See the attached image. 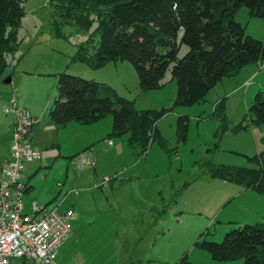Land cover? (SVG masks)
<instances>
[{"label":"rangeland","instance_id":"obj_1","mask_svg":"<svg viewBox=\"0 0 264 264\" xmlns=\"http://www.w3.org/2000/svg\"><path fill=\"white\" fill-rule=\"evenodd\" d=\"M57 19L49 0H25L20 46L7 55L8 68L0 76V167H7L10 160L12 133L9 118L3 114L10 100L16 99L25 109L31 104L41 115L37 136L30 135L41 159L25 162L21 179L27 188L22 198L25 213H32L34 202L47 211L73 209L77 220L72 223L69 255L86 264H178L185 257L187 264H242V260H213L195 242L205 234L208 241L221 243L233 229L264 223V196L257 200L243 186L212 179L207 171L210 164L257 167L248 157L264 154V126L251 124L254 115L249 109L259 92L255 83H264V75L247 83L237 75L224 78L204 102L177 106V84L170 71L162 80L163 89L143 93L135 68L127 61L111 62L98 70L73 62L96 24L88 30L75 23L64 25L63 36L57 37L52 34ZM235 21L246 28L247 35L264 42V18L251 17L242 8ZM188 50L182 46L178 58ZM62 64L67 67L60 72L108 84L134 101L137 110H168L157 122L165 147L154 142L143 154L140 147L129 145L128 134L110 136L112 115L83 130L72 126L75 121L57 127L49 110L58 97V75L47 72L61 70ZM257 69L264 72V68ZM8 78L11 84L5 82ZM220 102L228 124L224 133L214 116ZM180 117L188 119L185 142H178ZM240 123L247 128L234 131ZM94 134L103 136L92 146L95 168L81 173L73 160L91 149L81 147ZM11 264L28 263L13 260Z\"/></svg>","mask_w":264,"mask_h":264},{"label":"trees","instance_id":"obj_2","mask_svg":"<svg viewBox=\"0 0 264 264\" xmlns=\"http://www.w3.org/2000/svg\"><path fill=\"white\" fill-rule=\"evenodd\" d=\"M25 0H0V76L8 68L7 55L20 46L19 29ZM54 16L52 34L61 37L62 27L75 23L94 33L78 47L73 62L98 70L111 62L127 61L135 68L143 93L159 90L166 73L177 84L175 105L194 106L224 78H231L246 66L264 62V42L246 34L235 21L242 8L251 17L264 18V0H49ZM96 38L98 39L96 45ZM182 46L188 52L181 58ZM58 97L49 112L57 127L71 121L91 124L113 117L110 136L129 135V145L146 153L157 142H166L157 122L168 110H137L135 102L123 98L110 85L61 72ZM249 112L251 124L264 126V92L259 91ZM220 132L228 130L225 107L215 106ZM240 123L234 131L245 130ZM188 119H178V142H185ZM256 168L210 164L208 174L254 190L264 196V154L248 157ZM195 246L213 260H242V264H264V223L245 225L225 234L221 243L208 241L202 234ZM187 257L178 264H187Z\"/></svg>","mask_w":264,"mask_h":264},{"label":"built area","instance_id":"obj_3","mask_svg":"<svg viewBox=\"0 0 264 264\" xmlns=\"http://www.w3.org/2000/svg\"><path fill=\"white\" fill-rule=\"evenodd\" d=\"M4 115L14 119L11 160L0 167V264L22 260L28 264H55L59 248L72 233L76 214L73 209L47 211L36 202L32 213L24 212L23 196L27 192L21 182L25 162L37 161L41 154L31 144L35 123L29 110L16 99L4 108ZM83 173L94 167L91 151H84L73 160Z\"/></svg>","mask_w":264,"mask_h":264},{"label":"crops","instance_id":"obj_4","mask_svg":"<svg viewBox=\"0 0 264 264\" xmlns=\"http://www.w3.org/2000/svg\"><path fill=\"white\" fill-rule=\"evenodd\" d=\"M64 65V66H63ZM66 64H62L61 66V70H53L52 68V72H47L49 73V75H57L59 73H61L60 71H62L63 69H66L67 66H65ZM250 66H253V65H250ZM250 66H246L244 67L243 69H241L238 73H237V76H241V79L242 81H246V83L249 81V80H252L251 82H255L257 79H261L260 77L264 75V72H260L257 68H259L260 70H262L264 68V62H261L259 63L258 65H254V67H250ZM256 66V67H255ZM63 67V68H62ZM222 82V81H221ZM220 82V83H221ZM11 83H12V79H11ZM10 83V84H11ZM8 84V83H7ZM218 86V85H217ZM252 86V85H251ZM251 86H249V90L246 92V98H247V95H249V91H250V88ZM255 86H256V90L258 88V90L260 91L261 89H263L264 87V83H263V80H260V82H258L257 84L255 83ZM165 87V86H164ZM163 87V88H164ZM161 88V89H163ZM159 89V90H161ZM236 90V89H235ZM234 93V91L232 92ZM231 94V93H229ZM53 105V104H52ZM7 106V104L4 105V107ZM23 107V106H22ZM25 107L30 111L33 119L35 120V123L32 127V131L31 133H34L33 136H34V139L35 137L37 136V133H38V130H39V126H40V121H41V115L39 116V113L37 111L34 110V108L32 107L31 104H27L25 105ZM52 108V107H51ZM50 108V110H51ZM49 110V112H50ZM4 111V109H3ZM4 114V113H3ZM5 117L9 118V121H10V125L8 127V130L10 131L11 134V138H10V160H11V142H12V139H13V130H14V119L12 116H6L4 115ZM53 122V121H52ZM72 122V121H71ZM67 123L66 125L64 126H67L69 124H73V123ZM96 122H99L96 121ZM96 122H93V123H96ZM54 123V122H53ZM77 124V125H76ZM75 125H72L73 127H75L76 129L78 130H83L85 127H88L90 124H82V123H76ZM92 124V123H91ZM102 135L101 136H97V134H94L92 136V139H90L89 141H87L85 144H83V146L81 147V150L82 149H91L88 150V151H91L92 154H93V157H94V168H95V149L94 147L92 148L93 144L95 143V141L99 138V139H102ZM98 141V140H97ZM114 144L113 142L110 140L108 146L109 147H112ZM41 159V158H40ZM39 159V160H40ZM10 160H7V163L10 161ZM95 171V170H94ZM111 182V181H110ZM249 192V193H247ZM250 192H253L256 194V199L258 200V198L262 195L258 194L257 192H255L254 190H249V189H246L245 190V193L247 194H250ZM25 207V205H24ZM69 209V208H68ZM67 210V209H66ZM65 211V210H64ZM24 212H25V208H24ZM27 214V213H26ZM77 220V218L73 221L75 222ZM72 222V223H73ZM73 228V226H72ZM72 232H73V229H72ZM73 237L74 236H71L67 239V241L59 248L58 250V253H57V256H56V263L55 264H86L85 262H78L75 258V255H69L70 253V249H71V245H72V241H73ZM65 254V255H64Z\"/></svg>","mask_w":264,"mask_h":264},{"label":"water","instance_id":"obj_5","mask_svg":"<svg viewBox=\"0 0 264 264\" xmlns=\"http://www.w3.org/2000/svg\"><path fill=\"white\" fill-rule=\"evenodd\" d=\"M5 82L10 84L11 83V78H8Z\"/></svg>","mask_w":264,"mask_h":264}]
</instances>
